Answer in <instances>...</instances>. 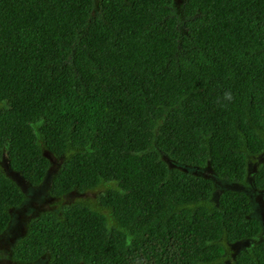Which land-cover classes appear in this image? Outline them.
<instances>
[{
    "label": "trees",
    "instance_id": "trees-1",
    "mask_svg": "<svg viewBox=\"0 0 264 264\" xmlns=\"http://www.w3.org/2000/svg\"><path fill=\"white\" fill-rule=\"evenodd\" d=\"M0 0V161L48 195L112 183L28 220L21 264H221L262 231L242 183L264 151V0ZM264 194V162L252 174ZM264 196V195H263ZM264 198V197H263ZM24 199L0 168V234ZM108 211L112 222L102 212ZM233 264H264V241Z\"/></svg>",
    "mask_w": 264,
    "mask_h": 264
},
{
    "label": "rangeland",
    "instance_id": "rangeland-1",
    "mask_svg": "<svg viewBox=\"0 0 264 264\" xmlns=\"http://www.w3.org/2000/svg\"><path fill=\"white\" fill-rule=\"evenodd\" d=\"M174 7L173 12L180 14L178 6L182 3V0H173ZM43 155L49 160L50 166L46 172L44 180L37 186L29 185L24 179L20 177L16 172H12L8 169L7 159L3 157L0 161V168L4 173L14 181L24 195L23 202L17 207L9 210L11 219L7 225V228L0 234V264H21L11 259V248L18 242L23 236L25 228L29 219L39 215L42 212L48 210L58 211L59 206L63 204H70L79 201H84L88 205L96 207V198L100 192H103L105 188L111 186L112 183L100 185L94 189L87 190L81 193L76 191L69 192L62 197H52L48 195V188L52 176L58 169L62 159L54 157L46 150H43ZM161 159L167 164L169 168L177 167L184 172H188L195 175H200L211 179L214 183L215 190L211 199L207 203L209 206L217 205V198L221 191L225 189H232L245 192L252 205L251 216L258 219L262 224L261 233L251 240H243L233 244L222 242L225 252L219 258L221 264H233L236 255L240 251L247 250L252 245L264 241V194L261 191H257L252 185V174L255 167L259 162H264V151L256 156H249L247 158V176L242 183L229 182L225 180L217 179L208 166L205 167H190L181 165L174 160L170 159L166 154L160 152ZM97 208V207H96ZM107 215L108 222H112L108 211L102 210ZM28 264H49L47 254L42 256L36 262ZM77 264H82L77 263Z\"/></svg>",
    "mask_w": 264,
    "mask_h": 264
}]
</instances>
